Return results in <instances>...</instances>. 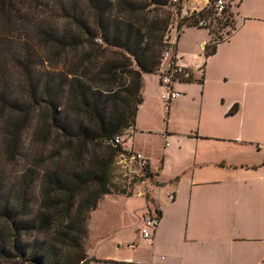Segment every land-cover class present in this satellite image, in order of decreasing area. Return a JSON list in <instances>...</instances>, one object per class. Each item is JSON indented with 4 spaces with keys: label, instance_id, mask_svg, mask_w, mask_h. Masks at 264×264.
<instances>
[{
    "label": "crops",
    "instance_id": "crops-1",
    "mask_svg": "<svg viewBox=\"0 0 264 264\" xmlns=\"http://www.w3.org/2000/svg\"><path fill=\"white\" fill-rule=\"evenodd\" d=\"M225 2L234 29L212 54L208 30L178 36L174 52L194 80L174 84L180 96L168 107L157 74L142 75L123 149L153 177L90 212L89 238L96 215L115 220L89 243V264H264V0ZM155 212L159 225L143 239V219Z\"/></svg>",
    "mask_w": 264,
    "mask_h": 264
},
{
    "label": "trees",
    "instance_id": "trees-1",
    "mask_svg": "<svg viewBox=\"0 0 264 264\" xmlns=\"http://www.w3.org/2000/svg\"><path fill=\"white\" fill-rule=\"evenodd\" d=\"M23 8L43 11L34 26L28 25L29 16L15 17ZM173 9L171 0H0L1 28L15 19L21 36L35 33L40 66L34 79L29 42L21 46L22 55L10 49V58L25 71L20 84L28 94L26 104L10 95L6 63L0 59L1 152L6 160L15 158L31 114L38 110L36 138L46 144L52 136L48 159H62L39 175L33 218H27L30 178L0 196V264L94 261L84 249L87 221L99 201L114 191L109 185L114 159L119 153L133 155L123 149L124 136L141 102L142 75L156 73L159 66ZM208 11L212 13L204 7L193 16ZM223 16L227 24L230 13ZM211 42L206 56L215 50L217 42ZM115 136L123 141L114 148L110 141ZM142 170L145 178L153 177L147 167Z\"/></svg>",
    "mask_w": 264,
    "mask_h": 264
},
{
    "label": "rangeland",
    "instance_id": "rangeland-1",
    "mask_svg": "<svg viewBox=\"0 0 264 264\" xmlns=\"http://www.w3.org/2000/svg\"><path fill=\"white\" fill-rule=\"evenodd\" d=\"M189 6V5H188ZM174 10H176L174 8ZM42 10L35 9L34 11L31 9L23 8L21 12L17 14V17L20 19H25L28 17V25L30 27L36 24L38 18L41 16ZM226 16H221L214 19L211 22V27L209 28L210 33L212 34V42L211 45H214L216 42L222 41L226 39L233 31L234 27L230 17L227 16V24H224ZM1 18V15H0ZM1 22V21H0ZM189 24V23H187ZM17 22L15 19L12 20L9 28L3 29L0 25V35L4 41L0 44V59L6 63V71L5 77L9 84V93L12 97H21L22 100L29 104L28 94L26 89L23 90L20 83L24 82L25 79V71L22 70L21 66L17 64L16 61H13L10 58L9 52L12 47L15 48L17 53L22 55L21 46L26 41L30 44L29 57L27 58L29 61V70L30 76L35 77L34 79H38V68L39 66V58H38V45L35 37V33H30L28 37L21 36L20 33L17 32ZM195 34V33H194ZM198 32H196V35ZM23 62L25 58L22 59ZM58 66H55V68ZM0 84H1V76H0ZM1 88V85H0ZM2 121L0 122L1 129ZM40 126L38 110L33 111L31 117L29 119V123L24 129L22 133V137L20 140L19 148L17 150L16 156L12 161L6 160L4 155L1 152L0 147V196H3L5 192L12 191L13 188H20V183L22 180L27 177L31 179V186L27 192V201H28V216L27 218H33L38 210L41 182H40V174L46 167H50L54 164L55 160H62L59 158L48 159L49 154L54 148L52 142V136L49 138L46 144H42L36 138V132ZM147 178L144 177V171L139 169L136 165H124L122 163H118L117 159H114L112 174L110 177V189H113L112 194L121 195V196H130L133 194V191L140 184H143ZM123 192V193H122ZM105 210V206L103 207ZM103 210V211H104ZM91 223L92 232L89 238V232L87 233V237L84 240V249L87 253V248L89 243L95 242V236H98L99 228H105V226L109 223H114V218L111 213L105 216V214H98L95 216ZM89 220V219H88ZM88 225V221H87ZM114 225V224H113ZM88 229V228H87ZM98 229V230H97ZM133 235V232H126L122 234L120 238H122V242H127L129 240V236ZM41 239V237L39 236ZM32 239V237L30 238ZM92 246V245H91Z\"/></svg>",
    "mask_w": 264,
    "mask_h": 264
},
{
    "label": "built area",
    "instance_id": "built-area-1",
    "mask_svg": "<svg viewBox=\"0 0 264 264\" xmlns=\"http://www.w3.org/2000/svg\"><path fill=\"white\" fill-rule=\"evenodd\" d=\"M190 0H171L174 5L179 7L176 10H172L171 21L168 25L167 31L165 33L164 40L166 42V47L164 48L159 66L157 68L156 74L160 86L163 89L162 100L168 107L169 104L176 100L180 93L175 90L174 84L179 82H190L194 80L193 73L183 64L179 62L178 56L174 52V45L178 36L181 34L182 30L187 27V25H193V27L206 29L209 31L211 27V22L224 15V12H228L227 4L225 0H214L212 5L209 3L205 6L212 10L206 12L204 17H197L194 14L198 13L201 9H196L193 6H188ZM184 19H186L184 21ZM184 21V22H183ZM183 24L178 27L180 23ZM189 23V24H187ZM122 137L115 136L110 144L112 147H117L122 144ZM118 163L124 165H136L139 169H144L147 167V162L145 159L140 158L136 155H126L124 153H119L116 157ZM160 222V214L158 212L150 213L144 217L142 226L139 229L140 236L143 239H151L152 233L157 229ZM132 245H130L131 247Z\"/></svg>",
    "mask_w": 264,
    "mask_h": 264
}]
</instances>
